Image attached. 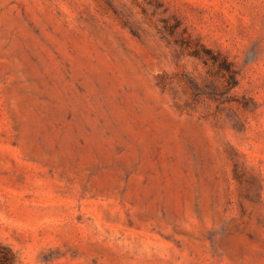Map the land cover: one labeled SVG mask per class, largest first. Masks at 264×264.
Returning a JSON list of instances; mask_svg holds the SVG:
<instances>
[{"label": "rangeland", "instance_id": "rangeland-1", "mask_svg": "<svg viewBox=\"0 0 264 264\" xmlns=\"http://www.w3.org/2000/svg\"><path fill=\"white\" fill-rule=\"evenodd\" d=\"M0 264H264V0H0Z\"/></svg>", "mask_w": 264, "mask_h": 264}]
</instances>
